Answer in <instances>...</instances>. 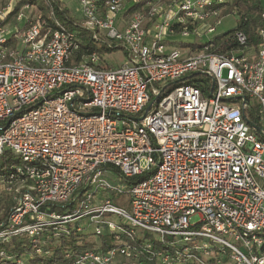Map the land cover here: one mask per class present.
I'll return each mask as SVG.
<instances>
[{"label": "built area", "instance_id": "obj_1", "mask_svg": "<svg viewBox=\"0 0 264 264\" xmlns=\"http://www.w3.org/2000/svg\"><path fill=\"white\" fill-rule=\"evenodd\" d=\"M226 1L78 0L93 38L124 46L114 68L75 61L59 23L0 25V156L21 164L0 243L47 255L73 228L116 242L73 264H264V10L256 48L238 30L212 51Z\"/></svg>", "mask_w": 264, "mask_h": 264}, {"label": "trees", "instance_id": "obj_2", "mask_svg": "<svg viewBox=\"0 0 264 264\" xmlns=\"http://www.w3.org/2000/svg\"><path fill=\"white\" fill-rule=\"evenodd\" d=\"M25 5H27V8H25L26 11L34 9L37 11V14L31 18V14L28 13V16L25 17L26 21L22 25H18L17 30L23 29L30 21L34 23L43 22V24H41L43 26L42 28H59L56 24L59 23L61 27L73 31L79 37L80 48L74 56L75 61L80 59L81 56H86L93 51L112 52L115 50H122L123 54H126L123 45L115 41H104L103 35H99L98 40L94 39V31L85 29L82 26V18L74 17L71 11L62 4L61 0H12L10 7L5 9L6 12H4L3 15H0V25H6L9 18L12 15L17 16L19 10ZM138 8V4L128 5L126 11H134ZM263 10V0H227L226 3L221 6V15L224 17L233 14L236 24L233 29L216 34L213 37L212 51L224 52L225 50L234 48L236 43L231 37L238 30L246 35L247 45L256 48L258 43L257 28L261 23L260 14ZM85 37H88L90 41H97L102 44L100 50H96L90 42L86 43ZM15 157L16 155L10 151H5L0 156V178H2L3 181L9 177L17 164H19V159L17 160ZM4 196L7 199L0 202V225L4 224L6 221L7 215L13 205L10 194L5 191ZM51 206L52 208L57 207L58 209H65V205L62 207L61 204L52 203ZM115 245L116 242L111 234L105 233L99 236L95 235L90 230L76 232L73 228H70L69 234H64L56 240H50L48 244H46L47 248L50 250V253L47 255L29 254L30 247L25 237H10L8 241L0 243V249L4 250L9 256L24 258L22 264H73L76 255L85 249L105 251L108 248L115 247ZM261 249L264 252V245ZM128 261L132 262L134 260L128 259ZM135 262L136 264H157L155 261L149 260L146 253H141ZM0 264L15 263L8 262L6 259H1ZM112 264H119V261L115 260Z\"/></svg>", "mask_w": 264, "mask_h": 264}, {"label": "rangeland", "instance_id": "obj_3", "mask_svg": "<svg viewBox=\"0 0 264 264\" xmlns=\"http://www.w3.org/2000/svg\"><path fill=\"white\" fill-rule=\"evenodd\" d=\"M6 3H7V0H1L0 8L5 6ZM4 12H6V10ZM19 13L22 14L20 19L17 18ZM19 13L17 14V16L12 15L9 18V20L7 21V24H6L7 27L17 28L18 25H22L26 21L25 17L28 16V13H30L31 18H33L37 14V11H35L34 9L31 11L22 10V11H19ZM71 14L74 17H79V18L81 17L80 11H71ZM235 24H236V20H235L234 15L230 14V15L224 16L221 19V23L217 26L216 31L214 33H212L211 35H205L203 42H207L210 38H213L216 34L224 33V32H227V31L233 29ZM85 41H86V43L90 42L96 50H100V48L102 46V44H100L97 41H90V39L88 37H85ZM97 53H98V56L100 58V63L104 67H113L114 68V67L119 66L124 61V54H123L122 50H115L112 52H97ZM15 158L17 160L19 159L18 156H16ZM17 165L20 166L21 164H17ZM3 182H4L3 179L0 178V202L7 199L4 196L5 191L2 190L4 187ZM197 220H198V217L196 215H194L190 218L191 223L196 222Z\"/></svg>", "mask_w": 264, "mask_h": 264}, {"label": "crops", "instance_id": "obj_4", "mask_svg": "<svg viewBox=\"0 0 264 264\" xmlns=\"http://www.w3.org/2000/svg\"><path fill=\"white\" fill-rule=\"evenodd\" d=\"M61 2L69 11H80L78 0H61ZM11 3H12V0H7V3L5 4V6L1 8H5V9L9 8ZM127 9H128V5H126L124 9L121 11H126ZM22 10H25V9L21 8L19 11H22ZM119 24H122V23L119 21Z\"/></svg>", "mask_w": 264, "mask_h": 264}]
</instances>
